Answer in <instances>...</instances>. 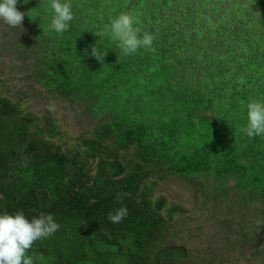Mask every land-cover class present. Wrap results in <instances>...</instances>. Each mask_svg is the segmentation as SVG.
I'll list each match as a JSON object with an SVG mask.
<instances>
[{
	"label": "rangeland",
	"instance_id": "374dc122",
	"mask_svg": "<svg viewBox=\"0 0 264 264\" xmlns=\"http://www.w3.org/2000/svg\"><path fill=\"white\" fill-rule=\"evenodd\" d=\"M111 1L99 0L101 16L111 14ZM181 1L178 11L173 8L165 12L169 14L166 20L162 21L165 13L157 14L160 19L154 26L159 34L168 32L171 37L179 31L175 48L161 44L155 52L140 48L134 54L137 60L131 55L119 57L118 42L111 38L109 31L100 28L98 33L106 34L105 39L113 44L108 49L106 45H100L99 50L116 60L105 57L107 61L103 59L102 63L96 64L95 57L84 54L86 47L80 42H85L73 38L69 29L63 34L50 29V0H29L27 5L19 0L18 10L30 11L32 19L26 15L22 27L17 28L0 20V95L8 96L41 126L55 124L60 131L57 137L63 151L74 152L79 141L91 138L101 125L105 129L115 125L131 135L145 131L149 139L153 129L167 124L170 133L155 141L150 155L146 150V156L141 157V148L138 150L135 146L120 153L125 152L133 164L143 166L145 183L152 189L153 199L163 197L164 209L172 205L178 207L173 215H176L173 219L174 241L187 249L186 264H264L263 200L250 201L251 194L244 191V188L252 187L246 186L250 182L243 174L240 176L231 170L234 167L230 165L236 156L251 151L252 146L261 145L263 150L264 138H249L240 129L248 122V103L264 102L263 93L248 77L258 60L248 63L246 57L255 53L257 46L264 49V36L247 43L242 32L235 34L236 30L232 29L227 32L231 49L220 51L224 56L216 59L215 52L207 50L203 57L205 50L195 46L196 39L189 41L192 45L180 43L185 38L183 32L193 28V24L203 17V13L195 9L191 13V23L185 27L182 20L188 10L199 6L206 14L214 13L213 16L239 17L249 14L243 12L249 2ZM256 2L261 4V0ZM262 2L264 6V0ZM70 3L75 10L74 5L78 2L70 0ZM235 3H241L242 11L236 9ZM116 5L127 7L129 1L115 0ZM96 17L95 23H98L100 17ZM239 20L244 27L255 26V21L249 22L245 16ZM73 23L76 24L72 21L71 25ZM134 27L139 29L141 37L144 32L150 33L148 21L144 26L139 23ZM205 32L206 29H197L195 36H204ZM168 39L167 34L165 40ZM194 50L196 59L192 58ZM52 61L53 66L65 63L67 76L76 73V64L87 63L82 72L78 67L76 75L80 83L54 92L47 90L44 79L49 76L46 68H51ZM117 66L126 69L113 76ZM85 70L96 74L88 78ZM214 73L217 77H213ZM260 73L264 80L261 70L257 77L260 78ZM97 78L109 81L105 92L96 89L98 104L92 109L94 102L86 96L82 83L93 90ZM249 86L255 88L257 98H252V93L248 100L241 101V95L237 93H243ZM49 104L54 105L55 111L48 110ZM88 164L93 175L96 163L89 160ZM258 176L264 178V173L257 174V179Z\"/></svg>",
	"mask_w": 264,
	"mask_h": 264
},
{
	"label": "trees",
	"instance_id": "16d2710c",
	"mask_svg": "<svg viewBox=\"0 0 264 264\" xmlns=\"http://www.w3.org/2000/svg\"><path fill=\"white\" fill-rule=\"evenodd\" d=\"M128 1L129 5L124 7L114 6L115 0H112L111 14L101 16L98 13L99 0H74L78 4L74 5L75 10L72 9V21L76 22L72 25V21L70 23L69 30L72 37L78 41H84L85 43H80L88 49L97 45L98 42L99 46L106 45L108 49L113 41H107L106 34L102 38L95 33H98L100 28H103L105 32L111 20L121 13H130L136 18L135 26L139 23L144 26L146 21L149 22V32L155 37L153 42L155 49L161 44L169 49L175 48L179 31L177 35L171 37L168 32L159 34L154 26L160 19L157 14L165 13L173 8L178 11L183 1ZM247 2H249L247 5L249 8L245 6L246 10L243 12L255 13V15H241L247 17L249 22L255 21L253 28L243 26L239 20L243 18L241 15L239 17H226L223 14L213 16L214 13L206 14L199 6H194L188 10L182 20L185 27L191 23V13L195 9L201 11L203 17L193 24V28L183 32L185 38L181 39L180 43L186 46L190 44V40L196 39L195 46L205 50L203 57H206L208 50L215 52L216 59H220L219 56H224L220 53L223 48L231 49V46H228L227 32L232 29L236 30L235 34L242 32L243 39L247 43L252 39L258 41L260 36H264L263 2L261 0L260 5L256 0H247ZM141 3H143L142 6H140ZM235 7L242 11L241 3H235ZM96 16L100 17L98 23H95ZM168 17L169 14L165 13L162 21ZM197 29H206L205 35L195 36ZM167 34L169 39L165 40ZM88 54L91 55V52L88 51ZM105 55L104 58L108 60H116L114 56ZM119 56H121L120 53ZM130 57L138 59L135 55ZM197 57L194 50L192 58ZM246 57L248 63L258 60L254 65L256 68L248 73V77L251 78V82H255L258 91L261 90L263 93L261 98L264 100V80L261 73L260 78L257 77L259 70L264 72V49L260 50V46H257L255 53L247 54ZM104 61L107 60L104 59ZM123 61H126V58ZM87 62L89 63V60ZM247 62L239 68V71L246 66ZM50 64H52L51 68H46L49 76L44 80L47 90L54 92V90H62L80 83L79 76L76 75L79 72L78 67L82 68V72L87 63L80 62L81 65L74 63L76 73L71 76L65 73V63L53 66L52 61ZM125 69L126 67L118 68L117 66L113 76H116L119 70ZM220 70L221 68L217 70V73ZM89 71H84L86 77L95 76L96 73ZM215 73L213 77H217ZM108 81L107 78L102 81L97 78L93 90L82 83L86 96L94 102L92 109L97 108L98 104L99 96L96 89H99L100 93L105 92ZM237 94L241 95V101H246L249 97L257 98L255 88L250 86L243 93ZM151 130L152 128L149 132ZM152 131L153 134L148 139L145 131L131 135L130 132L119 130L115 125L107 129L101 125L91 138L80 140L74 152L63 151V145L59 143L57 137L60 131L55 124L41 126L8 96L0 95V214H15L22 211L29 220L39 218L42 214H51L55 222L59 224L58 231L46 239L36 241L27 251L26 256L31 257L33 264H93L94 260L97 264L187 263L184 248L175 246L167 251L163 248V244L168 242L163 239L162 230L173 220V214L178 211V207L174 205L163 212L165 199L161 197L153 200L152 189L145 183L143 166L133 164L126 157L125 152L120 153L135 146L138 150L141 148V157L146 156L144 155L146 150L150 155V152L154 150L155 141L164 139L170 133L167 124L158 126ZM164 132L166 133L163 134ZM55 137L56 139L53 140ZM262 144L263 150L261 145L252 146L251 151H245L242 156H236L230 165L234 167L231 170L240 176L243 174L250 182L246 183V186L252 187L244 188V191L251 194L250 201L256 202L258 199L260 202L263 200L264 203V178L258 176L259 179H257V174L264 173V141ZM89 160L96 163L93 176L90 174ZM125 161L128 167L122 165ZM118 193L126 194L122 202L116 200ZM121 207L127 208L128 215L120 223L110 222L107 219L108 213H115ZM107 232L116 237L117 247L120 248L119 253L109 260L98 242L100 234L104 235L101 242H105ZM55 249L58 251L53 253Z\"/></svg>",
	"mask_w": 264,
	"mask_h": 264
},
{
	"label": "clouds",
	"instance_id": "9594fccd",
	"mask_svg": "<svg viewBox=\"0 0 264 264\" xmlns=\"http://www.w3.org/2000/svg\"><path fill=\"white\" fill-rule=\"evenodd\" d=\"M18 2L19 0H0V20L12 28L22 27L26 15L31 18L29 15L30 11L25 13L18 10ZM23 2L27 5L29 0H23ZM49 7L52 10L50 29L57 34H63L69 29L70 22L73 20L70 0H63V2L62 0H50ZM135 23L136 18L132 14L121 13L111 20L110 25L106 26V31L110 32L111 38L118 42L117 46L120 49V55H134L140 48L155 52L153 47L154 35L144 32L141 37L139 29L134 27ZM95 34L99 37L104 35V33ZM84 54L88 55V48L84 49ZM91 56L95 57L97 61L103 62L106 55L99 50V42L97 45L91 46ZM48 110L55 111L54 105L49 104ZM247 121V125L241 128L240 131L246 133L249 138L257 136L264 138V103L258 101L248 103ZM122 165L128 167L127 161ZM125 195V193H118L117 202H122V198ZM168 209L170 208H163V212ZM127 215V208L121 207L115 213H108L107 219L112 223H120ZM58 230L59 224L55 222L51 214H42L39 218L31 220L26 218L22 211L15 214H0V264H33L31 257L26 256L27 251L32 248L36 241L46 239ZM162 232L163 239L168 242L163 244V248L166 251L169 248L180 246L186 250L187 254V249L174 241L176 228L173 226V220L165 226ZM105 236V242H101L104 235L100 234L98 242L109 260L119 253L120 248L117 247L118 240L115 236H111L109 232ZM57 251L58 249H55L53 253ZM93 264H97L96 260H94Z\"/></svg>",
	"mask_w": 264,
	"mask_h": 264
}]
</instances>
